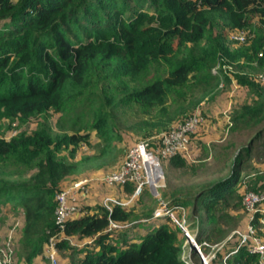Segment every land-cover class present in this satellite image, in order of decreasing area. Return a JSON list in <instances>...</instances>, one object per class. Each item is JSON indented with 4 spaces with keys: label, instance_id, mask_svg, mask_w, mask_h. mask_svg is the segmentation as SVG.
Instances as JSON below:
<instances>
[{
    "label": "trees",
    "instance_id": "trees-1",
    "mask_svg": "<svg viewBox=\"0 0 264 264\" xmlns=\"http://www.w3.org/2000/svg\"><path fill=\"white\" fill-rule=\"evenodd\" d=\"M213 12L223 15L229 26L243 28L251 24L253 15L264 18V0H0V118L24 120L50 109H62L65 85H79L90 79L95 61L98 64L117 59L114 77H126L119 80L123 85L117 90L122 94L114 100L101 89L103 101L84 122V133L52 135L46 128H39L8 140L0 138V165L12 159L13 163L34 168L25 177L0 174V214L20 215L16 254L21 264L46 259L47 240L60 231L54 220L55 194L61 189L62 179L78 169V163L65 161L57 151L68 148L72 154L78 143L89 142V131L93 129L102 140L95 158L103 157L112 135V122L103 104L112 101V109L132 105L146 111L157 108L160 116L143 121L148 127L164 128L185 107L202 100L218 82L219 74L225 83L230 81L223 71L211 72L218 58L244 56V64L252 61L254 68H264V29L258 30L243 48L230 50L215 39L195 53ZM173 44L176 56L169 59ZM187 47V52L181 53ZM162 62L168 67L165 75L126 88L124 80L139 77L150 64ZM245 72L242 69L234 78L238 85L247 87L248 98L230 111L229 123L232 131L251 130L231 160L229 172L207 182H195L187 193L176 191L169 201L160 196L169 206L187 208L186 226L195 227L198 243L202 239L212 242L207 236L221 232L218 223L230 216L227 200L241 199L234 185L241 178L244 161L264 156V82L251 80ZM192 78L200 85L199 95L190 97L185 106L180 103V110L163 120L167 100L182 99ZM91 94H83L82 99ZM183 155L169 157V165L183 166ZM254 175L250 190L261 192L264 171L257 170ZM122 186L128 193L133 190L131 183ZM263 205L264 199L250 220L257 234ZM148 209L141 213L143 220L153 218L155 206ZM136 218L140 217L128 206L112 204L107 209L101 204L94 208L81 204L78 215L67 219L56 236V248L68 247L71 264H185L180 258L183 236L165 217L140 232L137 240L116 238L119 228L108 229L110 221L123 224ZM71 236L90 240L71 247ZM200 247L203 252L209 250L208 246ZM254 260L255 256L243 249L228 256L229 264H252Z\"/></svg>",
    "mask_w": 264,
    "mask_h": 264
},
{
    "label": "rangeland",
    "instance_id": "rangeland-1",
    "mask_svg": "<svg viewBox=\"0 0 264 264\" xmlns=\"http://www.w3.org/2000/svg\"><path fill=\"white\" fill-rule=\"evenodd\" d=\"M210 19L211 22L207 27L204 38L195 46V53L198 49L200 52L203 48L209 46L215 39L226 45L230 50L243 48L258 30L264 29V18L261 19L258 15H253L250 21L251 24L243 28L229 26L227 19L218 12L210 13ZM241 30H243L245 40L238 41L231 37V33L241 32ZM187 46L192 45L188 43ZM188 47L182 50L181 53L187 52ZM175 48V44H173L171 53L169 52L167 54L169 59L177 51ZM118 62L117 59H111L107 62L102 61L98 64L95 61L93 69H91L90 79H87L79 85L67 83L64 88V103L62 109H50L48 112L36 114L24 120L19 117L0 118V138L8 140L20 133L26 134L39 128H46L52 135L61 132L69 134L72 131L79 133L86 132V128L83 127L84 122L86 124L91 119L96 111V107L103 101L104 97L101 89L104 90L106 96L109 95L113 100L122 94V91L117 90L120 85H123L120 84L123 81L120 82L119 80L126 77L120 74L114 77L117 74L113 73L116 72L115 65H119ZM244 63H247L244 56H238L233 60H228L225 56L218 58L215 64L211 66V72L217 74L216 72L223 71L228 75L230 81L225 83L218 73V82L210 88L207 95L195 105L190 106L191 108L188 106L185 107L164 128L160 126L151 128L148 125L146 126L143 121L153 116H160L161 112L157 108L146 111L132 105L112 109L110 106L112 101L103 104V109L107 111L109 121L112 122V135L107 142L108 145L105 147L106 151L102 158H95L96 154H98L97 147L99 144H102V140L95 134L93 129L89 131V142L85 143L81 141L78 143L72 154H69L68 148L58 150L56 154L65 161L78 163V169L62 179L61 189L76 180L86 178L88 180L86 186L87 191L81 196L79 200L80 205L88 204L90 208H94L96 204H102L103 198L106 196L120 202L127 201V203L120 206L132 208V213L138 215L140 218L133 219L125 227L117 229L114 236L116 238L122 236L127 238L133 237L135 238L133 240H137L136 236L140 232H143L147 227L164 219L163 216L146 220L142 218L141 213L149 210V206H157L158 202L154 193L147 186H143L137 194L131 196L132 192L128 193L123 189L122 185H107L102 182L101 178L118 168L131 143L143 139L151 146H155L158 143L161 133L183 122L196 110L200 112L202 122L189 135L188 147L183 155L186 163L180 167H173L169 165L167 160L161 159L160 161L163 170V180L161 182L162 185L157 188L158 196L169 201L176 191L189 192L192 184L195 182H207L226 175L229 172L231 160L240 145L246 142L247 135L251 130L248 131V128H245L232 131L229 123L230 111L237 108L248 98L247 87L238 85L234 74L239 73V71L242 72L243 69L251 80H255L256 75L259 73V70L253 67L254 63L252 61L249 63L252 66ZM166 68L168 67L163 62L150 64L141 72L139 77L124 80V84H127L126 88L139 86L143 81L165 75ZM189 81L190 86H188L182 99L175 101L167 100L165 112L168 114L164 113L161 115L164 117H162L163 120L165 116L179 111L180 108L178 105L180 103L183 104L182 106H185L190 97L199 95L200 85L194 83L193 78ZM88 92L92 93L91 96L82 99L83 94ZM84 156H86V160H82ZM242 165L243 171L240 175L241 178L234 185L235 190L241 195V198L245 193L251 191L249 184L251 185L255 171H264V156L263 159L256 161L248 159ZM33 169L26 165L13 163L12 159H9L4 165H0V174L6 177L19 178V176H27ZM183 186H186V188L182 189L181 187ZM164 192L165 196L163 194ZM254 192L260 194L264 193V190ZM227 201L230 216L220 224L218 223L222 231H214L207 238L212 241L211 244L222 243L223 249H226L228 246V250H230L235 242L233 236L235 233H232V231L241 228L240 226L246 218L247 211L241 199L237 200L236 197H232ZM261 213L260 221H258L260 235H258L264 241V205L261 208ZM19 224L20 215L13 216L6 212L0 214V246L3 244L6 245L9 242L11 248L10 259L13 264H21L16 254ZM194 228H192L193 231H195ZM227 236H231V238L224 242ZM83 240H90V238L83 237L79 239L71 236L68 238V246H81L84 243ZM69 255L68 247L58 249L57 258L59 264H71L72 260ZM34 264L49 263L47 259H40L36 260Z\"/></svg>",
    "mask_w": 264,
    "mask_h": 264
},
{
    "label": "built area",
    "instance_id": "built-area-1",
    "mask_svg": "<svg viewBox=\"0 0 264 264\" xmlns=\"http://www.w3.org/2000/svg\"><path fill=\"white\" fill-rule=\"evenodd\" d=\"M243 30L241 32L231 33V37L243 41ZM257 55H261L258 52ZM259 72V73H258ZM256 80L264 82V68L259 70ZM202 122V116L198 110L194 111L183 122L171 127L169 130L161 133L158 143L151 146L146 140L139 139L130 144L126 155L117 169L104 175L101 180L107 185H123L124 183L133 184L132 195L137 194L143 186L154 193L157 200L152 217L163 216L173 223L181 235L183 241L181 244L180 258L185 264H229L228 256L232 253L245 250L247 253L255 256L252 264H264V241L255 232L254 225L251 223L253 212L258 208L259 203L264 199V193H255L248 191L241 201L247 211L246 218L241 228L234 229V246L228 250L223 249V244H211L207 239L197 242L193 229L186 226L187 208L183 206H169L158 196L157 188L162 185L163 170L161 159L168 160L175 154H184L188 147L189 135L194 132ZM87 179L82 178L72 182L65 188L60 189L56 194V207L54 211V220L60 231L47 240L44 249V255L49 264H59L57 258V248L55 245L56 236L60 235L64 222L79 213V200L87 191ZM110 202V203H109ZM126 202H120L111 197H104L102 204L110 209L112 204L123 205ZM127 223L109 222L108 229L121 228ZM231 236H227L224 242ZM201 245L208 246V251L203 252ZM11 258V248L9 242L0 246V264H13Z\"/></svg>",
    "mask_w": 264,
    "mask_h": 264
},
{
    "label": "crops",
    "instance_id": "crops-1",
    "mask_svg": "<svg viewBox=\"0 0 264 264\" xmlns=\"http://www.w3.org/2000/svg\"><path fill=\"white\" fill-rule=\"evenodd\" d=\"M70 264V263H69Z\"/></svg>",
    "mask_w": 264,
    "mask_h": 264
}]
</instances>
